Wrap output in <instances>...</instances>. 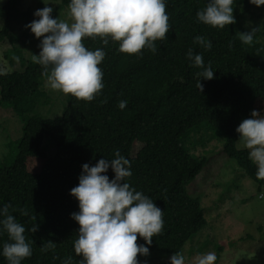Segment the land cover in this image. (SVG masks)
Here are the masks:
<instances>
[{"label": "trees", "instance_id": "trees-1", "mask_svg": "<svg viewBox=\"0 0 264 264\" xmlns=\"http://www.w3.org/2000/svg\"><path fill=\"white\" fill-rule=\"evenodd\" d=\"M21 2L6 0L0 7V43L18 40L10 35L13 24L31 34L24 26L36 17L22 10ZM206 2L166 0L165 39L138 55L121 53L115 42L101 45L99 39H85L87 48L101 47L105 52L99 65L104 85L99 95L90 102L67 96L60 117L25 120L13 163L0 167V205H9V212L24 225L26 239L32 241V255L21 264H60L68 256L78 264L80 257L72 247L78 225L70 219L78 209L69 190L78 182L81 164L111 159L115 150L130 161L129 185L162 211V231L147 245L148 252L181 253L207 225L199 199L186 191L205 160L192 157L182 145V139L201 125L217 131L223 138L222 153L259 188L264 186L247 149L236 146L234 131L251 110L264 115V12L256 13L249 0H234L235 23L217 30L195 19ZM59 8H52L53 18H58ZM251 28H257L253 43L244 45L238 33ZM195 36L204 37L212 47L205 51L194 43ZM31 37L32 52L38 54L40 38ZM189 48L213 70V79L200 81V92L195 86L200 69L185 55ZM3 56L10 64L18 61L21 72L0 74V101L16 115L25 114L37 104L40 81L46 75L15 46ZM120 100L127 101L123 109L117 107ZM46 140L54 145L53 155L43 147ZM106 174L112 178L110 169ZM33 224L36 230L29 232ZM5 241L6 234L0 232V244ZM45 241L55 247L42 253ZM136 242L143 244L139 237ZM0 264H6L2 256Z\"/></svg>", "mask_w": 264, "mask_h": 264}, {"label": "clouds", "instance_id": "clouds-1", "mask_svg": "<svg viewBox=\"0 0 264 264\" xmlns=\"http://www.w3.org/2000/svg\"><path fill=\"white\" fill-rule=\"evenodd\" d=\"M166 0H69L68 19L53 18L49 6L36 9L33 19L24 27L39 39V53L31 60L46 75L47 86L54 91L71 96L77 101L90 102L103 88V73L99 67L105 52L85 46L84 40L99 39L101 45L109 41L117 44L118 51L138 55L142 49H152L154 41L164 40L169 31V17L165 11ZM259 7L264 0H249ZM48 5V4H45ZM234 0H207L195 19L217 30L235 23ZM257 28L238 33L244 45L253 43ZM195 44L205 51L212 47L202 36L193 37ZM191 65L200 69L196 88L202 91L200 81L213 79V70L205 65L200 53L189 48L185 53ZM126 100L117 103L123 109ZM249 160L255 165L257 179H264V115L255 109L242 119L234 129ZM111 170L112 178L106 174ZM131 176L130 161L119 150L111 159H98L94 165L83 163L77 184L69 195L77 202L78 211L70 214L77 225L73 252L80 257L78 264H139L137 255H148L154 236L162 231V211L153 200L134 190L127 182ZM21 212V215H24ZM36 230L33 224L27 229ZM0 232L7 241L0 244V256L6 264H21L32 255V241L25 237V227L9 212V205H0ZM137 237L143 240L138 244ZM55 243L45 241L40 251H52ZM53 259H56L53 256ZM195 264H215V252L196 254ZM179 252L171 254L169 264H184ZM60 264H72V257L62 258Z\"/></svg>", "mask_w": 264, "mask_h": 264}, {"label": "rangeland", "instance_id": "rangeland-1", "mask_svg": "<svg viewBox=\"0 0 264 264\" xmlns=\"http://www.w3.org/2000/svg\"><path fill=\"white\" fill-rule=\"evenodd\" d=\"M64 1L22 0L21 8L33 16L36 9L60 5L58 19L67 20L68 3L64 5ZM5 2L0 0V7ZM253 9L256 13L264 12V5ZM10 35L18 40L13 44L10 41L0 43V74L21 72L18 61L14 59L10 64L3 56L12 46L21 49L26 60H31V55L35 54L32 52L35 41L26 30L13 24ZM40 89L41 96L36 99L35 107L22 115H16L0 101V167L13 163L26 119L60 117L67 96L51 90L46 79L40 81ZM189 133L182 139L183 147L192 157L204 159L205 163L186 191L199 199L207 225L186 242L180 253L185 258L184 264H195L196 254L209 251L216 254L215 264H264V186L259 188L222 153L223 138L217 131L201 125ZM236 146L245 149L240 140ZM43 147L49 155L54 154L51 142L44 141ZM169 256L148 252L145 257L138 254L137 260L139 264H169Z\"/></svg>", "mask_w": 264, "mask_h": 264}]
</instances>
